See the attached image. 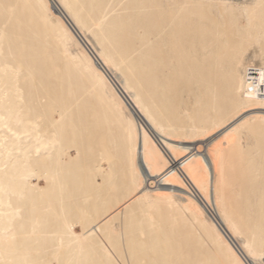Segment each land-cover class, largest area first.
Returning <instances> with one entry per match:
<instances>
[{"label": "bare ground", "instance_id": "bare-ground-1", "mask_svg": "<svg viewBox=\"0 0 264 264\" xmlns=\"http://www.w3.org/2000/svg\"><path fill=\"white\" fill-rule=\"evenodd\" d=\"M0 264H264V0H0Z\"/></svg>", "mask_w": 264, "mask_h": 264}, {"label": "rangeland", "instance_id": "rangeland-1", "mask_svg": "<svg viewBox=\"0 0 264 264\" xmlns=\"http://www.w3.org/2000/svg\"><path fill=\"white\" fill-rule=\"evenodd\" d=\"M52 5L55 6L54 3H53ZM55 7H56V6H55ZM249 135H250V134H249ZM249 135H248V134L246 135V136H247V139L250 137ZM248 136H249V137H248ZM222 138H223V136L220 137L219 140H221ZM250 138L252 139L253 137H250ZM250 138H249L248 140H250ZM219 140H218V141H219ZM252 140H253V141H252ZM252 140H250V141L254 142V141H255V138H253Z\"/></svg>", "mask_w": 264, "mask_h": 264}]
</instances>
